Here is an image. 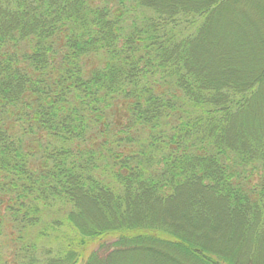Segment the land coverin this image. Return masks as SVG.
<instances>
[{
	"label": "trees",
	"instance_id": "16d2710c",
	"mask_svg": "<svg viewBox=\"0 0 264 264\" xmlns=\"http://www.w3.org/2000/svg\"><path fill=\"white\" fill-rule=\"evenodd\" d=\"M218 5L0 0V264H246L155 216L199 188L264 227V138L229 135L263 78L205 63Z\"/></svg>",
	"mask_w": 264,
	"mask_h": 264
},
{
	"label": "rangeland",
	"instance_id": "374dc122",
	"mask_svg": "<svg viewBox=\"0 0 264 264\" xmlns=\"http://www.w3.org/2000/svg\"><path fill=\"white\" fill-rule=\"evenodd\" d=\"M216 1L219 5L210 19L204 61L211 69L232 77L234 74L243 79L262 76L259 91L249 107L234 117L229 128L230 139L234 141L243 137L261 142L264 138V0H190L201 4ZM200 192L199 188L184 189L155 210L157 220L181 228L188 241L233 255L246 264L250 259L254 260L253 264H264V227H245L238 216L229 213L223 200L213 195L198 197ZM89 204L88 217L97 223L102 215L93 203ZM135 259L132 264H199L179 253L161 250L145 249Z\"/></svg>",
	"mask_w": 264,
	"mask_h": 264
}]
</instances>
